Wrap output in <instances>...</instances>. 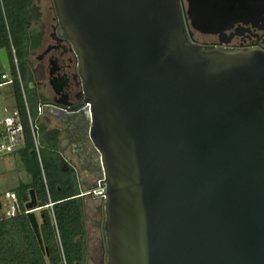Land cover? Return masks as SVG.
I'll return each instance as SVG.
<instances>
[{"label": "water", "instance_id": "1", "mask_svg": "<svg viewBox=\"0 0 264 264\" xmlns=\"http://www.w3.org/2000/svg\"><path fill=\"white\" fill-rule=\"evenodd\" d=\"M247 2L189 0L186 14L222 35ZM53 5L105 185L107 264H264V52L194 43L179 0ZM25 207L44 252L32 193Z\"/></svg>", "mask_w": 264, "mask_h": 264}, {"label": "trees", "instance_id": "2", "mask_svg": "<svg viewBox=\"0 0 264 264\" xmlns=\"http://www.w3.org/2000/svg\"><path fill=\"white\" fill-rule=\"evenodd\" d=\"M39 12L34 8V0H0V50L6 52L12 78L8 93L15 112L12 127L20 126L18 135L23 147L19 152L30 178L28 183H21L13 190L19 212L13 217L0 218V264H62L55 231L66 264H81L88 252L85 244V198L79 196V183L71 174L62 171V158L54 143L39 145L36 151L11 57L13 48L27 94L26 82L31 69L28 45L35 38L37 30L34 25ZM27 105L31 117L38 124L36 109L33 112L32 104L27 102ZM5 133L6 130L0 127V139ZM31 193L35 207L39 208L35 213H38L36 218L44 252L25 213ZM49 203L53 204L51 210L46 208Z\"/></svg>", "mask_w": 264, "mask_h": 264}, {"label": "flooded vegetation", "instance_id": "3", "mask_svg": "<svg viewBox=\"0 0 264 264\" xmlns=\"http://www.w3.org/2000/svg\"><path fill=\"white\" fill-rule=\"evenodd\" d=\"M36 3L34 0V8L40 12L35 19L34 27L37 30L35 38L28 45L31 69L26 86L31 92L34 91L38 104L42 106L38 123L41 118H44L53 124L50 130L44 131V137L47 131H57V138L51 141L56 145L62 163L67 164L65 173L72 175L79 183V188L84 185L85 190L91 189L102 179V174L98 153L87 136L88 123L84 114L86 103L77 73V58L58 24L53 0H50L48 7L43 10ZM179 3L185 32L188 37L191 33V40L194 43L264 52V0H248L246 11L242 15H233L232 17H235H231L232 19L230 18L227 22L228 30L222 35H205L194 31L191 20L186 14L189 9V0H179ZM45 15L49 16L48 25L44 19ZM203 38H209V40L202 42ZM48 112L50 114H47ZM60 141L66 144L62 152L58 150ZM64 153L73 156L80 167L76 169L70 166L62 155ZM79 177L83 179L79 181ZM80 193L83 194L81 191ZM92 213L97 217L92 221V227L97 230L93 236L94 249L100 252L97 263L93 264H107L103 201ZM85 223L87 224L86 211ZM87 243L88 233L85 239L86 246ZM87 257L88 252L81 264H85Z\"/></svg>", "mask_w": 264, "mask_h": 264}, {"label": "rangeland", "instance_id": "4", "mask_svg": "<svg viewBox=\"0 0 264 264\" xmlns=\"http://www.w3.org/2000/svg\"><path fill=\"white\" fill-rule=\"evenodd\" d=\"M35 1L37 2L36 4H38L42 8V10L45 7H48V4L50 2V0H39V1L35 0ZM48 17H49L48 15L44 16L45 22L47 21L46 22L47 25L49 20ZM208 40L209 38H203L202 42H206ZM0 72H1V67H0ZM9 91H10L9 86L0 88V122L4 121L9 116H12L14 112L12 98L10 94H8ZM27 95L29 96L28 92ZM29 102L30 104H32L30 98H29ZM34 110L35 108L32 107L33 112ZM37 127L39 130L38 139H37L38 145L50 146L53 142L51 140L45 139L44 131L50 130L53 127L52 122H50V120L48 119L41 118L39 123L37 124ZM12 139L16 149L12 150L11 147H8L9 149L7 150V152L0 156V197H2L3 194L7 191H13L21 183H28L30 179L27 172L25 171L24 164L21 159V153L19 152V150H21V148L23 147V143L22 144L18 143L19 141L17 140L16 136H13ZM62 155L70 166L76 169L80 167L78 162L74 159L73 156L69 155L68 153H64ZM81 177H79V181L83 179ZM80 191L81 192L87 191L85 190L84 185H81ZM84 198H85V211H86V220H87L86 228L88 233V243H87L88 257L85 264H93L94 262L97 263L98 258L100 257V252L99 251L96 252L94 249L95 242L93 241L94 238L93 236L96 234L97 230L92 227V221L96 220L97 217L92 213V211L100 206L101 200L90 196H86ZM3 203L5 204V201H3ZM35 215L37 216L38 213H35ZM91 259L93 262L91 261Z\"/></svg>", "mask_w": 264, "mask_h": 264}, {"label": "built area", "instance_id": "5", "mask_svg": "<svg viewBox=\"0 0 264 264\" xmlns=\"http://www.w3.org/2000/svg\"><path fill=\"white\" fill-rule=\"evenodd\" d=\"M11 57H12V61H13L14 70L16 73V78L18 80V84L20 87V91L22 94L23 101H24L27 120H28V124H29V128H30L32 140H33L35 149L37 151L38 147H39L38 141H37V139H38L37 122L31 117V114H30L29 109H28L25 91H24V85L22 83V80H21V77L19 74L18 61L16 58L15 50L13 48H11ZM0 67H1L0 88H2V87L11 85L12 84V78L10 76V70H9V72H4V69H3L1 64H0ZM8 67H9V65H8ZM41 111H42V106L38 105L36 107L37 117L40 116ZM14 117H15V112H13L12 116L7 117L4 121L0 122L1 123L0 127L2 128V130L3 131L6 130L4 137H2V139H0V156L7 152V150L9 149L8 147H11L12 150L16 149L15 145L13 143L12 137L15 136L13 134H16L19 132L20 126H18L16 129L12 127ZM83 195L90 196L93 198H97V199L103 201L105 199V185H104L103 178L97 182L96 186L92 187L91 189L87 190L86 192H83ZM3 201H5V204L3 203ZM52 205H53L52 203H49L46 206V208H49L51 210ZM37 211H39V208H37L34 211V213ZM18 212H19V207H18L16 194L13 191L5 192L3 194V196L0 197V218L1 217H7V218L13 217ZM28 212H30V211L26 210L25 213L27 214ZM55 232L57 235V242L59 244V249H60V254H61V263L66 264V261L64 259L63 253H62V248L60 245V241H59L57 231H55Z\"/></svg>", "mask_w": 264, "mask_h": 264}, {"label": "crops", "instance_id": "6", "mask_svg": "<svg viewBox=\"0 0 264 264\" xmlns=\"http://www.w3.org/2000/svg\"><path fill=\"white\" fill-rule=\"evenodd\" d=\"M27 89H28V88H27ZM27 92H28L29 96H28L27 94H25V96H26V99H28V103H30V102H29V98H30V101L32 102V106L36 109V107H37L39 104H38V102H37L36 97L34 96V91L32 90V92H31L30 90H28ZM13 135H15V136L17 137V140H18V141L20 140V139H19L20 137H19L18 133L13 134ZM18 143H20V142H18ZM7 192H8V191H7Z\"/></svg>", "mask_w": 264, "mask_h": 264}, {"label": "bare ground", "instance_id": "7", "mask_svg": "<svg viewBox=\"0 0 264 264\" xmlns=\"http://www.w3.org/2000/svg\"><path fill=\"white\" fill-rule=\"evenodd\" d=\"M235 16H236V15H235ZM235 16H234V17H235ZM234 17H232V18H234ZM232 18H231V19H232ZM229 21H230V20H229ZM227 22H228V21H227Z\"/></svg>", "mask_w": 264, "mask_h": 264}]
</instances>
